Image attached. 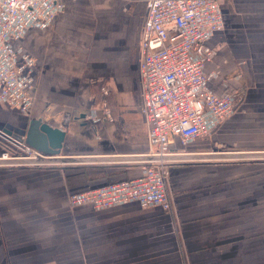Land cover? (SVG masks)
<instances>
[{"label": "crops", "instance_id": "1", "mask_svg": "<svg viewBox=\"0 0 264 264\" xmlns=\"http://www.w3.org/2000/svg\"><path fill=\"white\" fill-rule=\"evenodd\" d=\"M61 2L16 45L35 58V102L28 114L0 102V128L20 134L41 117L65 131L64 156L151 153L138 48L147 0ZM221 8L203 71L210 92L235 95L234 111L206 137L171 140L169 152H264V0ZM13 153L24 154L0 137V156ZM145 163L0 166V264H264V158L167 162L170 212L70 206V193L142 177Z\"/></svg>", "mask_w": 264, "mask_h": 264}, {"label": "built area", "instance_id": "2", "mask_svg": "<svg viewBox=\"0 0 264 264\" xmlns=\"http://www.w3.org/2000/svg\"><path fill=\"white\" fill-rule=\"evenodd\" d=\"M221 4L222 0H147L138 42L139 75L141 111L153 154L168 153L173 139L185 144L208 136L212 125L234 111L235 95L210 92L209 76L203 71L215 55L207 42L224 28ZM62 9L61 0H0V102L31 112L35 58L18 53L16 45L29 28H44ZM104 116L112 119L109 109H104ZM9 156L13 155H2ZM144 171L139 178L70 193L69 204L105 208L134 201L143 208L172 211L168 163L147 162Z\"/></svg>", "mask_w": 264, "mask_h": 264}, {"label": "water", "instance_id": "3", "mask_svg": "<svg viewBox=\"0 0 264 264\" xmlns=\"http://www.w3.org/2000/svg\"><path fill=\"white\" fill-rule=\"evenodd\" d=\"M0 137L5 139L10 144L22 150L27 155L0 156V166L11 165H43V164H61V165H76V164H92L99 162H111L120 160H137L143 162H171L180 160L194 159H241L264 158V152L251 153H179L176 151L166 154H145L135 157L119 156H64L61 155V148L65 139V131L60 128L53 127L43 121L41 117L30 119L23 133H15L7 128H0ZM10 149V148H9Z\"/></svg>", "mask_w": 264, "mask_h": 264}, {"label": "rangeland", "instance_id": "4", "mask_svg": "<svg viewBox=\"0 0 264 264\" xmlns=\"http://www.w3.org/2000/svg\"><path fill=\"white\" fill-rule=\"evenodd\" d=\"M11 155H13V156H18L19 154L17 155L16 153H13V154H11ZM21 155H23V154H21ZM21 155H20V156H21Z\"/></svg>", "mask_w": 264, "mask_h": 264}]
</instances>
